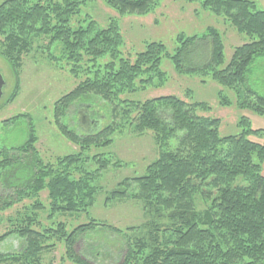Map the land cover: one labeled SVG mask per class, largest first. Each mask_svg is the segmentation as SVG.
Here are the masks:
<instances>
[{
	"label": "trees",
	"instance_id": "trees-1",
	"mask_svg": "<svg viewBox=\"0 0 264 264\" xmlns=\"http://www.w3.org/2000/svg\"><path fill=\"white\" fill-rule=\"evenodd\" d=\"M106 1L121 14L137 15L149 14L159 4V0ZM187 1L198 2L226 18L250 41L235 47L230 61L226 62L221 35L216 28L209 27L203 37L181 36L173 55L163 44L151 42L132 60L121 56L124 41L116 23L106 28L94 21L87 27L71 25L73 18L80 14L82 0H5L0 4V56L8 61L16 79L24 56L43 37L49 40L48 47L61 45V57L53 59L70 64V72L75 77L85 75L71 92L61 97L59 104L62 105L56 107L58 128L71 141L81 143L79 154L58 158L56 167L44 165L34 148L32 129L24 145L4 150L30 156L32 164L37 161L39 167L15 187L14 194L0 196V213L25 197L34 200L25 207V212L7 218L9 227L0 235V243L17 235L26 241L25 248L18 256L0 254V262L15 259L28 264V259L51 248L54 243L48 241L55 237L65 240L71 258L83 261L73 245L79 236L95 229L99 223L91 220L68 233L61 222L57 228L43 227L40 231L36 228L41 226L37 210L44 208L36 198L40 191L47 189L52 213H79L93 205L96 187L92 183L108 167L110 159L92 156L98 169H85L80 164L83 145L111 144L108 135L116 125L82 136L68 131L59 115L75 101L98 97L113 106L114 116L121 108L124 124L135 125L137 131H152L161 149L159 159L148 166L145 175L125 179L122 183L125 187L111 194L127 197L128 187L135 183L139 190L132 195L144 202L157 220L149 224L147 235L127 238L126 254L119 264H264V143L248 138L257 130L242 120L243 130L246 129L240 135L221 137L219 119L198 113L200 109L209 110L207 103L187 102L174 95L145 102L122 99L125 92H135L166 78L161 66L162 59L168 57L179 71L211 76L235 91L240 108L264 114V96L252 86L251 79L255 64L264 58V10L254 0ZM199 42L207 44L208 59L202 64L193 59L186 65L190 52L202 51ZM219 96L222 105L230 104L223 100L222 91ZM170 140L175 142V147L169 149ZM11 161L4 158L0 162V170H6V173L0 171V183L4 184L9 171L18 166L32 168L30 159L19 160L15 165ZM6 184L12 189V185ZM199 196L211 203L203 215L196 210ZM160 218L167 219V223ZM2 220L0 215V224Z\"/></svg>",
	"mask_w": 264,
	"mask_h": 264
},
{
	"label": "rangeland",
	"instance_id": "rangeland-1",
	"mask_svg": "<svg viewBox=\"0 0 264 264\" xmlns=\"http://www.w3.org/2000/svg\"><path fill=\"white\" fill-rule=\"evenodd\" d=\"M4 1L0 0V4ZM82 1L80 14L73 18L71 25L87 27L90 21H94L99 27L106 28L116 23L124 41L120 48L121 56L132 60L138 53L145 51L151 42L163 44L168 53L173 55L180 45L181 36L203 37L209 27L216 28L221 35L226 62L230 61L235 47L250 41L246 35L238 33L226 18L203 8L198 2L159 0L155 10L146 15H137L121 14L106 0ZM254 1L259 9L264 10V0ZM48 42L49 40L43 37L36 44V48L24 56L19 79H16L8 61L0 56V71L5 79L4 93L0 98V162L9 158L13 161L11 165H15L19 160L30 159L32 165V168L18 166L9 171L4 184L12 185V189L0 183L2 198L14 194L15 187L20 186L30 172L38 171V163L36 161L32 164V157L23 156L16 150L4 151L6 148L24 145L31 129L35 135L34 148L39 160L46 166L56 167L58 158L76 155L82 150L80 142L71 141L58 128L56 107L57 104L62 105L59 104L61 97L71 92L85 79V75L75 77L70 72V64L62 59H53L55 56L61 57V45L53 44L48 47ZM198 45L202 51L199 49L190 52L186 65L193 59H198L201 64L208 59L207 44L199 42ZM161 69L166 78L155 80V84L153 82L135 92H125L122 99L145 102L160 96L174 95L187 102H204L209 106V110L200 109L198 113L219 119L218 132L221 137L240 135L246 129L243 130L241 121L247 120V126L257 130L256 133H250L248 138L264 143V114L237 106L238 94L235 91L222 86L211 76L179 71L168 57L162 59ZM251 79L252 86L264 96V58L255 64ZM220 91L223 100L225 98L230 104L220 103ZM112 107L101 98L91 97L85 101L73 102L63 115H59L61 124L65 125L68 131L82 136L93 134L110 124L116 125L108 135V138L112 139L111 144L83 145L85 150L80 164H83L85 169H98V164L91 159L92 156L98 155L101 160L110 159L108 167L102 170L99 178L92 183L96 187L93 205L79 213L59 211L54 214L47 189L40 191L36 198L44 208L37 210L41 226L36 228L40 231L43 227L57 228L61 222L67 227L68 233L91 220L99 223L95 229L79 236L73 245V249L83 261L71 258L67 253L68 245L65 240L55 237L48 241L49 244L54 243L53 246L40 252L38 257L28 259V264H119L126 254L127 238H141L147 235L149 224L157 221L145 208L144 202L134 197V193L139 190L135 183L128 187L127 197L117 198L111 195L125 187L122 184L125 179L145 175L148 166L159 159L161 154L152 131H137L135 125L124 124L121 108L119 107V112L114 116ZM171 147H175L173 140H170L167 148ZM0 171L6 173L5 169ZM262 174L264 175V162ZM239 182L242 183L241 180ZM32 201L34 200L25 197L16 206L0 213L3 219L0 235L9 227L7 218L25 212V207ZM195 203L196 210L202 215L211 205L203 196L197 197ZM160 220L167 223L165 218ZM25 246V240L12 235L0 243V254L18 256ZM0 264L23 263L14 259Z\"/></svg>",
	"mask_w": 264,
	"mask_h": 264
},
{
	"label": "water",
	"instance_id": "water-1",
	"mask_svg": "<svg viewBox=\"0 0 264 264\" xmlns=\"http://www.w3.org/2000/svg\"><path fill=\"white\" fill-rule=\"evenodd\" d=\"M4 84H5V79L0 71V98L3 96V93H4L3 91Z\"/></svg>",
	"mask_w": 264,
	"mask_h": 264
}]
</instances>
